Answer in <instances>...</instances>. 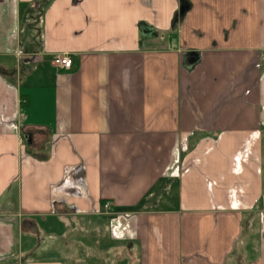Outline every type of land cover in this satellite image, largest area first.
<instances>
[{"label":"crops","instance_id":"obj_1","mask_svg":"<svg viewBox=\"0 0 264 264\" xmlns=\"http://www.w3.org/2000/svg\"><path fill=\"white\" fill-rule=\"evenodd\" d=\"M0 264H264V0H0Z\"/></svg>","mask_w":264,"mask_h":264},{"label":"built area","instance_id":"obj_2","mask_svg":"<svg viewBox=\"0 0 264 264\" xmlns=\"http://www.w3.org/2000/svg\"><path fill=\"white\" fill-rule=\"evenodd\" d=\"M52 63L56 65L57 67L64 68V69H69L72 64L71 57L67 54H60L56 55L52 58ZM104 208H108L109 204L105 203Z\"/></svg>","mask_w":264,"mask_h":264},{"label":"rangeland","instance_id":"obj_3","mask_svg":"<svg viewBox=\"0 0 264 264\" xmlns=\"http://www.w3.org/2000/svg\"><path fill=\"white\" fill-rule=\"evenodd\" d=\"M31 239H33V246H34V253L33 255L30 254L31 252H27V254H30L28 256H32L33 258H40V257H43L42 254V248L45 244V242H43V240L39 239V237H31ZM60 258V257H58Z\"/></svg>","mask_w":264,"mask_h":264}]
</instances>
